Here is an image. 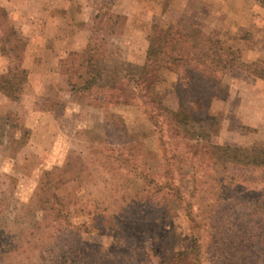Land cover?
Segmentation results:
<instances>
[{
    "label": "rangeland",
    "instance_id": "374dc122",
    "mask_svg": "<svg viewBox=\"0 0 264 264\" xmlns=\"http://www.w3.org/2000/svg\"><path fill=\"white\" fill-rule=\"evenodd\" d=\"M104 2H112L113 10L126 16L125 27L99 63L96 88L70 91L60 60L85 48L90 18ZM251 2L261 8L253 9L257 16L250 29L238 35L219 30L227 44L241 49L246 61L250 55L264 58V0ZM0 4L27 40L24 67L29 72L18 101L0 92V264H61L60 250L67 247L34 231L42 218L37 188L53 169L65 179L57 192L70 204L69 252L81 249L94 258L97 252L119 249L113 224L107 229L94 225L93 214L103 212L115 214L123 230L139 232L133 246L141 259L151 256L159 262L160 248L191 254L195 240L199 264H252L249 199L254 189L264 188L263 174L238 168L199 171L196 164L190 168L182 163L184 172L197 173V179L177 180L184 204L150 193L168 209V220L149 222L133 208L140 203L136 195L142 184L140 169L155 182L159 166L166 165L165 148L174 141L172 125L159 130L149 119L144 97L158 95L167 106L186 112L201 92L198 77L180 80L167 59L148 51L154 24L180 22L172 0H0ZM244 5L248 8V0ZM148 62L152 67L142 87L138 82ZM192 62L213 71L210 60L196 57ZM9 67L10 59L0 51L2 79ZM111 96L131 102L109 103ZM209 111L205 127L213 141L238 146L264 141V82L248 78L247 71L238 67L225 71ZM173 156L176 162L179 155ZM256 235L253 240L264 237ZM260 251L256 264L264 261V248Z\"/></svg>",
    "mask_w": 264,
    "mask_h": 264
},
{
    "label": "trees",
    "instance_id": "16d2710c",
    "mask_svg": "<svg viewBox=\"0 0 264 264\" xmlns=\"http://www.w3.org/2000/svg\"><path fill=\"white\" fill-rule=\"evenodd\" d=\"M126 20L125 15L113 10L112 2H104L97 6L90 18L89 37L85 48L81 51H72L60 60L61 73L65 77L68 90L74 91L80 87L88 91L96 88L99 63L108 55L112 39L122 33ZM27 44V40L12 22L6 8L0 4V51L10 59L7 77L2 79L0 76V92L13 101L20 99L29 79V72L24 67ZM148 51L167 59L171 65L170 70L180 80L198 77L201 90L195 105L186 112L167 106L158 95L144 97L149 119L156 128L161 130L165 125H172L174 129V141L169 148H165L166 165L159 166L156 183L150 174L147 172L145 174L140 169L142 184L136 194L140 203L133 205V208L143 215L144 220L157 223L168 220L170 212L150 196V193L160 194L165 200L174 197L184 204V193L178 181L182 182L187 177L197 179L196 172L191 176L182 170L180 166L182 163L189 164L190 168H194L196 164L199 171L238 168L264 175L263 140H256L248 146L221 144L212 140L211 133L205 127V123L211 117L210 105L216 97V89L220 86L225 71L230 67H238L264 81V58L246 61L239 47L224 41L221 31L213 30L207 33L199 27H187L180 22L167 26L154 24L149 37ZM196 57L210 60L213 71L193 64L192 60ZM151 67V63L145 64L143 78L138 85L144 87L147 84ZM108 102L129 103L131 98L111 96ZM170 152H173L171 157L168 155ZM173 154L179 155L176 162H174L176 156ZM56 170L47 172L45 179L37 188V211H41L42 218L36 221L34 231L46 233L47 237L55 240L60 248L67 247L60 250L59 263L199 264L200 251L195 240L191 254L160 248L159 262H155L151 256L141 259L136 254L137 248L133 246L139 232L123 230L119 224L120 219L115 214L103 212L93 214L94 225L107 229L113 224L120 241L119 249L111 253L97 252L94 258L81 249L69 252L68 243L72 237V229L68 222L70 204L57 192L65 183V179ZM153 183L155 188H148ZM254 191L256 194L249 199L248 210V260H251L252 264H256L257 259L259 260L258 253L264 248V237L252 239L259 236L256 234H264V188H257ZM185 207L189 216L190 206ZM262 257L264 259V255Z\"/></svg>",
    "mask_w": 264,
    "mask_h": 264
},
{
    "label": "crops",
    "instance_id": "0c3cea01",
    "mask_svg": "<svg viewBox=\"0 0 264 264\" xmlns=\"http://www.w3.org/2000/svg\"><path fill=\"white\" fill-rule=\"evenodd\" d=\"M248 3L246 8L244 0H172V7L177 11L179 21L185 25L198 26L207 33L223 29L238 35L252 27L257 16L253 14V9L261 8L257 2L248 0ZM256 58L250 55L248 61ZM250 77L258 79L248 72V78Z\"/></svg>",
    "mask_w": 264,
    "mask_h": 264
}]
</instances>
